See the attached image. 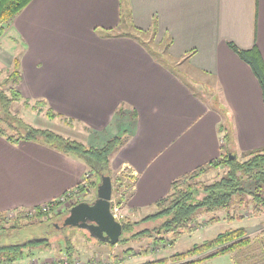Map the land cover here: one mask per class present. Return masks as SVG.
<instances>
[{
    "label": "crops",
    "instance_id": "1",
    "mask_svg": "<svg viewBox=\"0 0 264 264\" xmlns=\"http://www.w3.org/2000/svg\"><path fill=\"white\" fill-rule=\"evenodd\" d=\"M228 42L255 47L264 64V0H31L0 35L6 51L21 47L22 96L72 119L66 128L83 134L82 143L97 146L91 136L127 129L109 164L136 177L121 208L137 213L153 209L173 179L220 157L218 107L229 114L236 151L264 146L261 87ZM182 65L212 75L218 89L188 77ZM216 95L221 102L212 106ZM87 175L74 155L0 135V213L57 199ZM249 215L259 227L248 248L220 257L227 264H264V210Z\"/></svg>",
    "mask_w": 264,
    "mask_h": 264
},
{
    "label": "trees",
    "instance_id": "2",
    "mask_svg": "<svg viewBox=\"0 0 264 264\" xmlns=\"http://www.w3.org/2000/svg\"><path fill=\"white\" fill-rule=\"evenodd\" d=\"M30 1L31 0H0V35L4 33L8 22ZM123 8H125L124 5ZM228 45L249 65L256 76L261 87L264 105V64L259 55V51L255 47L250 50H244L238 48L232 42H228ZM145 47L147 46L145 45ZM161 62L169 66L166 61L161 60ZM7 71L6 77L0 82V135L13 143H18L20 141L41 142L64 153L80 158L87 165L89 174L92 173L94 175L93 179H91V177L88 178L90 187L96 188L100 176L103 174L111 177L109 158L111 154L117 151L126 142L129 135L127 129H123L122 133L112 136L101 146H91L85 145L74 138L63 136L54 130L33 126L24 119L16 117V115H18L17 111L15 115L11 114L10 111L12 106L11 103L14 101L22 100L23 105H26L25 107H30L31 105L29 103L30 99L24 98L18 89V85L21 82V65L19 57H13L11 69ZM174 71L177 72L176 70ZM34 101L35 103L32 107L40 106L41 108L46 106L47 110L45 113L48 117H59L66 122H71L72 119H65L62 115L53 111L44 100L36 99ZM218 111L222 119L219 124V131H223V138L224 140L227 139V142L225 143L223 141V145L221 146L220 157L198 165L194 169L173 179L170 182L167 193L155 201L154 206L156 207V211L154 213L136 222L120 220L122 231L118 242L120 241L125 244L132 239L149 238L153 242L155 241V243L166 244V242H168V244H174L183 234H189L192 231V226L196 218L204 214L210 215L205 222H207V224H212L221 219L226 222L242 219L243 215L236 211L238 206L247 207L250 204L251 211L249 212L253 214H258L264 210V146L245 150L241 152V159L239 157L237 158L229 114L227 110L223 108L218 107ZM115 112L117 115L122 116L124 114V109L122 106H119ZM130 115L134 120L136 111L133 109ZM218 166L226 167L224 175L210 183L203 184L200 177ZM128 179L129 183L127 187L131 188L136 177L129 176ZM81 183L82 180L76 184V187L82 189ZM123 197L124 194L120 196L121 199ZM75 203H77V201ZM38 206H36V208ZM68 209L59 213L58 216L66 214ZM17 210V219H15L14 223L16 228L27 226L33 222V217L26 216V209L21 208ZM219 211L225 212L223 218L219 217L217 214ZM7 212L10 211H5L0 213V215ZM45 216L48 218L52 217V215H48V213L44 214L37 208L34 218L40 220ZM20 219H27L28 221L23 224L20 223ZM145 220H150L152 223L150 227L134 228L135 224L137 225L139 222ZM12 226L15 228L14 225ZM9 228L12 227H8L4 225L3 221H0L1 232L7 231ZM90 236L91 235L88 234V237ZM98 242L105 243L101 240H98ZM42 243L48 244L47 239H42L40 241L28 240L22 243L1 245L0 264H12L17 260L27 258L33 254L32 249ZM250 243L251 237L246 235V229L243 227H228L216 234L213 239L203 240L201 243L195 244L191 249L183 252H175L168 257L148 261L144 264H163L167 261L177 262L176 264H193L213 256L238 250L242 251L248 248ZM66 244V252L69 255L68 258L71 259V254H73L74 251V244L72 240L68 239ZM212 247L215 249L205 254L203 257L191 261H182L187 257L202 253ZM149 252L150 249L146 246L139 254L144 256L148 255ZM122 254L128 256L134 254V250L133 248H124Z\"/></svg>",
    "mask_w": 264,
    "mask_h": 264
},
{
    "label": "rangeland",
    "instance_id": "3",
    "mask_svg": "<svg viewBox=\"0 0 264 264\" xmlns=\"http://www.w3.org/2000/svg\"><path fill=\"white\" fill-rule=\"evenodd\" d=\"M126 23L123 24V30L130 29ZM142 38L143 35L141 36ZM20 50L21 47L18 46L14 52L6 51L4 47L0 46V82L6 77L7 70L11 69V56L8 53H12L13 57H19L20 58ZM150 50V49H147ZM152 51V50H151ZM154 53L157 55V57H161L162 59H166V56L161 53V51H157ZM11 62V63H10ZM171 62V60H170ZM169 62V65L171 64ZM188 65H182L180 66V69L185 70V72L188 75V77L195 78L201 82V84H205V87L208 88V90L215 87V89H218L216 84L214 86L215 79L212 75H207L200 73L195 70L188 69ZM213 85V86H212ZM218 94V93H217ZM220 95H216L212 101V106L216 104L215 100H219ZM22 100L14 101L11 103V114L15 115V112L17 111L18 115L16 117H20L24 119L26 122H29L31 125L41 128H48L51 130L59 132L63 136H67L69 138H74L78 141L86 140V137H84L83 134L76 133L71 131L70 129L66 128L67 125H73V123H67L66 121L62 120L61 118H50L46 115L45 107L37 106L32 107V105L35 103L34 100H30V107H25L22 103ZM221 102V101H220ZM211 108V107H209ZM65 118V117H64ZM66 119V118H65ZM78 129H82L81 125H77ZM84 128V127H83ZM69 131L72 133L70 134ZM122 133V132H121ZM120 134V132H119ZM220 137L223 136V131H219ZM112 136V135H111ZM111 136L109 138H111ZM114 136V135H113ZM108 136L104 134L102 136V139L97 140L93 136H91L90 141H88L91 144H95L97 146L103 145L108 139ZM234 140V136H233ZM225 143L227 142V139H222ZM21 142V141H20ZM84 142V141H81ZM86 145V144H85ZM232 152V151H231ZM236 157L241 159V152H238V150L235 152ZM110 166V164H109ZM111 180H112V195L110 200V208L113 210V213L115 214L117 220L122 221H131L136 222L140 221L143 217L152 214L156 211V207L154 206L153 209L151 207L144 208V213H137L136 211H125V209H122L121 206L125 202L127 196L126 194L128 191L131 190V188L127 187V184L129 183V176H132L129 172L130 170L126 167H121L119 169L113 170L111 167ZM226 172L225 166H218L214 169H211L208 173L200 177V180L203 184L210 183L216 179H219L224 173ZM93 179L94 175L91 173L89 176L87 175L81 183V187H75L73 188V191L70 193H66L58 197L57 199H54L52 201H49L47 203H44V206L47 204V209H42L43 206L39 205L37 208L42 213H48V215L51 218H48L47 216L42 217L40 220L35 219L36 216V206L35 207H29L24 208L26 216L33 217V222L29 225H25L20 228H16L15 226V219H17V213L18 210H12L10 212L4 213L0 215V221H3L4 225L9 228L7 231H0V246L5 244H11V243H22L28 240H42L47 239L48 244H40L37 247L33 248V254L27 258H23L17 261H28L30 259H39V260H47L50 258H56L64 260L69 255L66 252L67 248V239L72 240L74 244V251L73 254H71V259H68V264H144L148 261H154L156 259H160L163 257H168L172 255L175 252H183L185 250L191 249L195 244L201 243L203 240H211L213 239L216 234L223 231L224 229L228 227L237 228V227H243L246 229V235L248 237H251L250 234H253L254 231L258 229L257 226L254 227L252 220L249 219V214L251 212L250 204L247 207H235L237 213H240L243 215L242 219H235L231 222H225V220L221 219L218 222H214L212 224H207V219L210 217V215L204 214L201 217H197L195 222L192 226V231L187 234H183L174 244H162V243H155L149 238H138V239H132L129 242H126L125 244L121 243L120 241L116 244L110 245V244H103L98 242L99 239L88 237L89 232L85 229H81L78 227L73 226H62V221L64 217L68 214V211L66 214H63L61 216H58L59 213H62L65 211V209L70 208L72 204H74L76 201H92L96 197V188L90 187L88 184V178ZM100 182V180H99ZM98 182V183H99ZM97 183V184H98ZM97 187V186H96ZM124 194V197L121 199L120 196ZM34 209V210H33ZM69 210V209H68ZM30 212V213H29ZM263 212V211H262ZM32 213V214H31ZM223 211H219L217 214L219 217L223 218L224 216ZM261 213V212H260ZM253 214V213H251ZM55 215V216H54ZM256 215V214H253ZM251 217V216H250ZM20 223H26L28 221L27 219H20ZM241 220H244L242 223L243 225H239ZM18 222V220H17ZM252 223L253 228L249 227ZM150 220H145L139 222V224H135L134 228H143V227H150L151 226ZM15 228H13V226ZM257 228V229H256ZM248 229V231H247ZM250 231V232H249ZM90 235V234H89ZM120 238V237H119ZM90 239H93L92 241H97L96 243H91ZM102 245V246H100ZM149 247L150 252L146 258H142L140 256L139 252L143 250L144 247ZM91 247V248H90ZM102 247V248H101ZM40 248V249H38ZM124 248H133L134 254L126 256V254H122V251ZM44 249H49L44 250ZM105 249V250H104ZM215 248L212 247L210 249L205 250L202 253L192 255L190 257H187L183 259L182 261H191L200 257H203L205 254L210 253ZM90 251L93 252V257L88 261H86V256H84L86 253L91 254ZM52 252V253H50ZM100 252H106L105 254H99ZM228 254V253H227ZM99 255V256H97ZM234 255V254H233ZM224 256L218 255L213 256L208 259H204L202 261L195 262L193 264H227V261H225V258H220ZM77 259H74V258ZM77 260V262H75ZM15 261V262H17ZM177 262H171L167 261L163 264H176ZM63 264V263H61Z\"/></svg>",
    "mask_w": 264,
    "mask_h": 264
},
{
    "label": "water",
    "instance_id": "4",
    "mask_svg": "<svg viewBox=\"0 0 264 264\" xmlns=\"http://www.w3.org/2000/svg\"><path fill=\"white\" fill-rule=\"evenodd\" d=\"M111 195V177L103 174L96 187V197L92 201H79L73 204L64 217L62 226L85 229L96 239L116 244L121 235L122 224L111 212Z\"/></svg>",
    "mask_w": 264,
    "mask_h": 264
},
{
    "label": "built area",
    "instance_id": "5",
    "mask_svg": "<svg viewBox=\"0 0 264 264\" xmlns=\"http://www.w3.org/2000/svg\"><path fill=\"white\" fill-rule=\"evenodd\" d=\"M71 191H73V189H71V190H69L67 192L70 193ZM41 206H43L42 209H44V210L48 208V205L47 204L45 206H44V204H42ZM111 212L113 213V210L112 209H111ZM113 215L116 218V216H115L114 213H113ZM68 259H69L68 257H66L64 260L56 259V258H50V259H47V260H39V259L33 258V259L28 260V261H17V262H13L12 264H61V263L68 264L69 263L68 262ZM75 262H77V260Z\"/></svg>",
    "mask_w": 264,
    "mask_h": 264
},
{
    "label": "flooded vegetation",
    "instance_id": "6",
    "mask_svg": "<svg viewBox=\"0 0 264 264\" xmlns=\"http://www.w3.org/2000/svg\"><path fill=\"white\" fill-rule=\"evenodd\" d=\"M63 222V221H62Z\"/></svg>",
    "mask_w": 264,
    "mask_h": 264
}]
</instances>
